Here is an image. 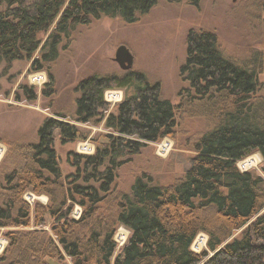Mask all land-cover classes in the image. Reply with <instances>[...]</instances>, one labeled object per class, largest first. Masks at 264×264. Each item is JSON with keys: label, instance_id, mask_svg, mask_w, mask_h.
I'll list each match as a JSON object with an SVG mask.
<instances>
[{"label": "trees", "instance_id": "1", "mask_svg": "<svg viewBox=\"0 0 264 264\" xmlns=\"http://www.w3.org/2000/svg\"><path fill=\"white\" fill-rule=\"evenodd\" d=\"M158 1L0 0V65L30 60L40 50L30 73L44 71V86L52 84L59 45L78 26L101 17L133 23ZM185 46L176 104L162 99L160 84L137 71L93 74L75 85L72 114L45 118L36 142L11 148L23 162L5 171L0 183V228H12L4 233L0 262L65 264L64 254L71 264H264V177L236 166L255 152L264 163V51L233 60L215 33L203 29H190ZM21 88L25 99L36 98L35 87ZM106 89H130L112 113L103 99ZM187 117L205 127L191 142L194 155L182 177L160 185L142 172L127 192L119 191L117 171L128 157L145 142L177 139L178 121ZM74 123H103L110 133L94 143L91 155L68 153L74 172L64 176L55 134L61 143L85 140L87 133ZM26 192L45 194L48 203L32 208L23 199ZM75 205L82 210L77 219L70 217ZM45 216L53 220L54 239L29 229L44 225ZM119 226L129 234L115 255ZM199 233L207 235L206 249L195 253L191 245Z\"/></svg>", "mask_w": 264, "mask_h": 264}, {"label": "rangeland", "instance_id": "2", "mask_svg": "<svg viewBox=\"0 0 264 264\" xmlns=\"http://www.w3.org/2000/svg\"><path fill=\"white\" fill-rule=\"evenodd\" d=\"M190 29L214 32L223 53L233 60L241 61L252 50L264 51V0H200L197 6L190 5L186 0H159L146 14L137 16L133 23H126L120 17H101L88 25L78 26L69 40H63L59 45V55L51 68L52 84L35 87L36 98L33 100L25 99L21 86H29V66L40 55V50L30 60L1 64L0 143L6 151L0 160V183L5 171L23 162L18 151L11 148L36 142L37 129L45 118L54 117L56 113L72 114L77 96L74 87L80 79L93 74L120 75L126 72L113 60L119 45H125L133 55L131 70L141 73L150 83L158 82L161 98L176 104L177 94L183 86L179 72L185 62V39ZM41 38L44 41L46 35H41ZM48 81L46 76L45 83ZM50 89L52 94L43 95ZM121 90L123 95L130 93V89ZM115 109V105H109L108 113L115 112ZM74 124L87 133L85 140L61 143L55 134L54 149L64 176L74 172L67 158L68 153H76L77 143L88 142L95 146L94 143L105 141L103 135L110 133L103 123ZM204 127L200 119L187 117L179 120L177 139L169 138L172 149L163 157L157 152V145L161 141L145 142L140 152L129 156L128 161L118 169L116 188L127 192L134 177L142 172L150 175L156 184L175 183L189 167L194 155L189 147ZM8 143L12 145L9 147ZM251 155H258L260 163L250 171L264 177L261 155L258 152ZM23 199L32 208L35 204L45 206L48 203L45 194L26 192ZM77 207L80 208L77 205L72 207L71 218L76 216L74 210ZM52 221L49 216H45L44 225L31 226L29 229L43 230L54 239ZM11 229L0 228V238L6 239L4 233ZM239 232H235L233 237L238 236ZM206 241L205 234V244L197 253L206 249ZM192 247L196 249L194 242ZM119 248L117 246L115 255L119 254ZM63 259V263L71 264L64 254Z\"/></svg>", "mask_w": 264, "mask_h": 264}, {"label": "built area", "instance_id": "3", "mask_svg": "<svg viewBox=\"0 0 264 264\" xmlns=\"http://www.w3.org/2000/svg\"><path fill=\"white\" fill-rule=\"evenodd\" d=\"M46 76L47 75L45 74V72H41V71L30 73L28 75V85L32 87H41L46 82ZM123 97L124 95L121 89H106L103 92L104 101L111 106L120 103L123 100ZM171 149H172V141L169 138H163L161 142L157 145V152L162 157L166 156ZM5 151H6L5 146L0 143V160L3 158ZM94 151H95V146L92 143H88V142L77 143L76 153L78 154L91 155L94 153ZM259 163H260V157L258 155H250L249 158L238 161L236 166L240 172H247L253 168H256V166ZM80 213H81L80 208L78 207L75 208L74 214H76V216L73 215L74 218L77 219L80 216ZM128 234L129 231L125 227L123 226L118 227L114 235V241L116 242L118 247H121L125 244ZM204 244H205V240L201 246L197 244L196 249H193L192 247L193 243H192L191 250L197 253V250H200L202 246H204ZM6 245H7V240L4 238H0V254L4 251Z\"/></svg>", "mask_w": 264, "mask_h": 264}, {"label": "water", "instance_id": "4", "mask_svg": "<svg viewBox=\"0 0 264 264\" xmlns=\"http://www.w3.org/2000/svg\"><path fill=\"white\" fill-rule=\"evenodd\" d=\"M113 60L123 71L131 70L133 67V55L125 45H119L117 47Z\"/></svg>", "mask_w": 264, "mask_h": 264}, {"label": "bare ground", "instance_id": "5", "mask_svg": "<svg viewBox=\"0 0 264 264\" xmlns=\"http://www.w3.org/2000/svg\"><path fill=\"white\" fill-rule=\"evenodd\" d=\"M249 156L245 157L244 159L249 158ZM236 164H237V162H236ZM28 195L31 196V194H28ZM201 237H202V240H201ZM204 240H205V234L199 233V235L195 239V244L196 245L199 244V246H201L203 244Z\"/></svg>", "mask_w": 264, "mask_h": 264}]
</instances>
